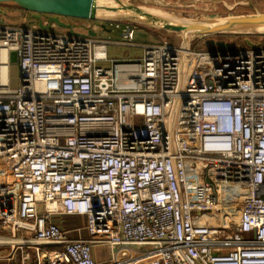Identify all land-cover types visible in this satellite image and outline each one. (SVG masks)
I'll return each mask as SVG.
<instances>
[{"label":"built area","instance_id":"2783aa9c","mask_svg":"<svg viewBox=\"0 0 264 264\" xmlns=\"http://www.w3.org/2000/svg\"><path fill=\"white\" fill-rule=\"evenodd\" d=\"M35 21L0 23V231L50 246L46 264H97L102 244L117 250L109 264H264V46L163 40L118 61L92 27ZM199 165L247 176L235 231L187 190ZM64 215L89 237H68Z\"/></svg>","mask_w":264,"mask_h":264},{"label":"rangeland","instance_id":"374dc122","mask_svg":"<svg viewBox=\"0 0 264 264\" xmlns=\"http://www.w3.org/2000/svg\"><path fill=\"white\" fill-rule=\"evenodd\" d=\"M107 5L120 6L127 4L146 9L149 16L159 17L156 12L176 20L207 21L222 20L247 15H264V0H105ZM14 6V5H12ZM18 10V11H17ZM20 11V12H19ZM19 12V13H18ZM29 17V26L35 23L32 12L21 10L18 6L7 7L5 16L8 21L18 24L16 15ZM103 14V13H100ZM132 16V12L119 13L117 16ZM47 18L49 15H42ZM63 22H68L76 28L85 25L95 29L99 36L108 40V56L118 61L140 59L143 46L160 43L163 40L175 46H189L195 50H214L220 47L215 45L205 46V42L214 39L227 43L232 47L247 48L246 39L264 46V25L251 24L230 28H212L206 31L191 29L169 28L160 24L119 19L80 20L61 17ZM105 24L107 29H103ZM135 28L133 44L125 43L126 29ZM57 33H69V30L55 27ZM140 56V57H139ZM139 57V58H137ZM10 85L13 89L19 87L20 71L18 64L10 68ZM241 173V174H240ZM189 193H195L197 204L204 206V215L207 220L217 226L225 225V233L237 229L241 214L243 195L248 190L247 176L240 169L227 168L207 172L206 166L193 167L189 173ZM206 209V211H205ZM67 220V219H66ZM64 225H67L65 223ZM4 237L11 240L22 241L19 237L13 238L8 230L0 231ZM50 246L40 245L29 247L23 243L0 244V264H45L43 253Z\"/></svg>","mask_w":264,"mask_h":264},{"label":"water","instance_id":"95a60500","mask_svg":"<svg viewBox=\"0 0 264 264\" xmlns=\"http://www.w3.org/2000/svg\"><path fill=\"white\" fill-rule=\"evenodd\" d=\"M0 4L14 5L28 12H32V17L38 21L41 29L49 30L55 24L62 29L69 30L74 34L73 26L61 20L64 18H74L80 20H101V19H114L106 16H100V10L105 12H113L114 10L107 4L98 3V0H0ZM125 8L124 13L132 12V16H123L115 18L119 20H133L140 22H147L151 24H160L169 28L191 29L194 31H206L212 28H230L243 25L259 24L264 25V15H247L235 18H227L222 20H207V21H188L176 20L167 16L152 17L146 9L130 6L127 4H119ZM3 15L6 13L1 11ZM49 15L47 23L45 24L42 15ZM3 20H0L2 23ZM103 29H107L105 24H102ZM89 34L96 35V32L89 31ZM249 47H256L258 44L249 39L245 40ZM215 45L222 49L229 48L230 45L214 39L207 40L205 46ZM12 64H17L18 56L16 52H12L10 56Z\"/></svg>","mask_w":264,"mask_h":264},{"label":"crops","instance_id":"0c3cea01","mask_svg":"<svg viewBox=\"0 0 264 264\" xmlns=\"http://www.w3.org/2000/svg\"><path fill=\"white\" fill-rule=\"evenodd\" d=\"M7 7H14V6L0 4V20H3L4 24L13 25V26H28L29 17L26 12H25V15H22V14L16 15L17 17L15 18L19 20L18 24L11 23L12 20L8 21L10 17L5 16L7 14L3 15V13H1V11H4L6 13ZM57 219L62 229L65 231L68 237L72 239L89 237V234L86 229V219L84 217L64 215V216L58 217ZM65 223H67V225H64ZM116 251H117L116 248H114L113 246L107 245V244L95 245L92 248V254L97 264H109L113 260L114 254Z\"/></svg>","mask_w":264,"mask_h":264},{"label":"bare ground","instance_id":"6f19581e","mask_svg":"<svg viewBox=\"0 0 264 264\" xmlns=\"http://www.w3.org/2000/svg\"><path fill=\"white\" fill-rule=\"evenodd\" d=\"M98 3L100 5L102 3L106 4L105 0H98ZM108 6H110L114 11L113 12H105V11L100 10L98 14L100 16H106V17H110V18L112 17L114 19L123 17V15L117 16L119 13H122L123 10H125V8L123 6H111V5H108ZM100 13H103V14H100ZM156 13L159 16L158 18L165 16L161 13H158V12H156ZM2 56H3V58H5L6 52H2ZM21 242H24V241L11 240L10 238H0V244H5V243L17 244V243H21Z\"/></svg>","mask_w":264,"mask_h":264}]
</instances>
